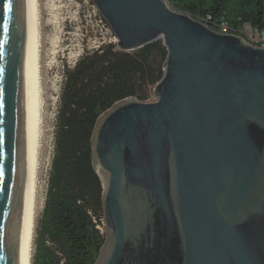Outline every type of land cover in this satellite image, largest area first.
Wrapping results in <instances>:
<instances>
[{
  "label": "water",
  "instance_id": "95a60500",
  "mask_svg": "<svg viewBox=\"0 0 264 264\" xmlns=\"http://www.w3.org/2000/svg\"><path fill=\"white\" fill-rule=\"evenodd\" d=\"M134 52L162 40L153 102L97 119L105 241L94 264H264V48L166 0H92ZM29 11L0 0V264H20L28 160Z\"/></svg>",
  "mask_w": 264,
  "mask_h": 264
},
{
  "label": "trees",
  "instance_id": "16d2710c",
  "mask_svg": "<svg viewBox=\"0 0 264 264\" xmlns=\"http://www.w3.org/2000/svg\"><path fill=\"white\" fill-rule=\"evenodd\" d=\"M200 20L264 29V0H166ZM162 40L134 52L108 43L65 66L54 128V151L32 264H94L105 241L102 183L92 163L98 117L114 103L148 102L164 74Z\"/></svg>",
  "mask_w": 264,
  "mask_h": 264
},
{
  "label": "rangeland",
  "instance_id": "374dc122",
  "mask_svg": "<svg viewBox=\"0 0 264 264\" xmlns=\"http://www.w3.org/2000/svg\"><path fill=\"white\" fill-rule=\"evenodd\" d=\"M38 5L41 43L40 80L44 102L42 145L44 146L42 147L43 165L40 176L39 208L35 222L33 258L54 151L55 119L64 68L73 66L85 51L98 49L108 44L107 42L114 35L92 0H38ZM153 101L155 98L151 92L148 102ZM102 224L100 229L104 233L103 221Z\"/></svg>",
  "mask_w": 264,
  "mask_h": 264
},
{
  "label": "bare ground",
  "instance_id": "6f19581e",
  "mask_svg": "<svg viewBox=\"0 0 264 264\" xmlns=\"http://www.w3.org/2000/svg\"><path fill=\"white\" fill-rule=\"evenodd\" d=\"M29 11L28 67V160L26 213L20 264H32L35 222L38 213L41 168L43 165V98L40 80V19L38 0H27ZM44 97V96H43ZM45 117V116H44ZM45 135V134H44ZM44 143V141H43ZM43 170V169H42Z\"/></svg>",
  "mask_w": 264,
  "mask_h": 264
},
{
  "label": "built area",
  "instance_id": "2783aa9c",
  "mask_svg": "<svg viewBox=\"0 0 264 264\" xmlns=\"http://www.w3.org/2000/svg\"><path fill=\"white\" fill-rule=\"evenodd\" d=\"M198 21L207 25L210 29L217 33L234 35L243 39L252 47L264 48V29H258L250 25L249 23L243 24L240 28H232L225 21L212 23L210 16H207L206 18L200 19ZM117 40L118 39L114 34L113 38L107 43L116 45Z\"/></svg>",
  "mask_w": 264,
  "mask_h": 264
}]
</instances>
